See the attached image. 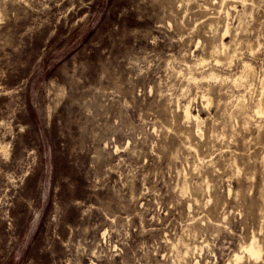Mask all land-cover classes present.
I'll return each mask as SVG.
<instances>
[{
  "label": "rangeland",
  "instance_id": "obj_1",
  "mask_svg": "<svg viewBox=\"0 0 264 264\" xmlns=\"http://www.w3.org/2000/svg\"><path fill=\"white\" fill-rule=\"evenodd\" d=\"M258 107L264 0H0V264H264Z\"/></svg>",
  "mask_w": 264,
  "mask_h": 264
},
{
  "label": "bare ground",
  "instance_id": "obj_2",
  "mask_svg": "<svg viewBox=\"0 0 264 264\" xmlns=\"http://www.w3.org/2000/svg\"><path fill=\"white\" fill-rule=\"evenodd\" d=\"M261 100H259V103H260ZM187 110V109H186ZM185 110V111H186ZM256 114H264V111L258 107L257 111H256ZM186 115L188 117L191 116V114L187 111L186 112ZM197 118V117H196ZM195 120V119H194ZM252 241V240H251ZM245 253L248 255V257L252 260H255L257 261L260 257V253H261V250L260 248L256 245L255 241L253 240L251 243H249V245H247L244 249ZM240 259L239 256H235V262H237L238 260Z\"/></svg>",
  "mask_w": 264,
  "mask_h": 264
}]
</instances>
